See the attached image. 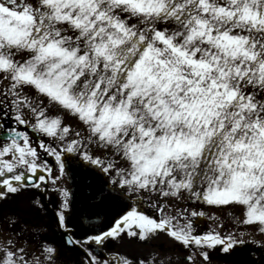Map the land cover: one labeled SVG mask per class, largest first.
I'll use <instances>...</instances> for the list:
<instances>
[{"label":"snow or ice","instance_id":"obj_1","mask_svg":"<svg viewBox=\"0 0 264 264\" xmlns=\"http://www.w3.org/2000/svg\"><path fill=\"white\" fill-rule=\"evenodd\" d=\"M0 80V206L51 180L62 230L0 264H172L113 250L161 234L180 264H264V0H0ZM64 176L89 180L86 226Z\"/></svg>","mask_w":264,"mask_h":264},{"label":"flooded vegetation","instance_id":"obj_2","mask_svg":"<svg viewBox=\"0 0 264 264\" xmlns=\"http://www.w3.org/2000/svg\"><path fill=\"white\" fill-rule=\"evenodd\" d=\"M52 175H59L58 170L54 171ZM59 183L61 187H66L71 190L74 204L70 219L73 224L76 225L79 222L86 226V214L92 210L89 208V205L92 204V201L89 199L90 192L88 187H86L89 180L82 179L80 176L71 178L64 176L60 179ZM48 188V193L44 194L45 203L52 211L45 209L44 202L43 207L38 205L29 207L24 201H9L8 204L0 206V242L13 239V233L19 235V245L28 250H35L37 245H42L46 242L57 245L61 242L62 230L58 227L55 218L59 196L54 191V185L51 183V180L48 181ZM37 196H39V193H37ZM35 198L32 197V199ZM224 206L226 205L203 206L206 212V215L201 218L203 230L213 229L217 224H221L224 227L218 230L233 233L239 238V230L235 227L234 223L238 215H230V212L223 209ZM12 214H16L19 217L15 227H12L10 223V216ZM101 216H103V212ZM216 217L218 219L214 220L213 218ZM197 228L199 229V226ZM246 238L251 239L252 237L249 236ZM256 238H260L258 234ZM113 245V250L118 249L137 259L142 257L150 258L154 254L162 253L165 258L171 257L172 264H180L179 257L183 255L180 251L171 250L172 241L165 234L155 236L147 243L125 237L123 241H113ZM212 264H226V262L214 258Z\"/></svg>","mask_w":264,"mask_h":264},{"label":"rangeland","instance_id":"obj_3","mask_svg":"<svg viewBox=\"0 0 264 264\" xmlns=\"http://www.w3.org/2000/svg\"><path fill=\"white\" fill-rule=\"evenodd\" d=\"M5 86V82L3 80H0V88ZM75 180V179H74ZM236 209H232V211H234ZM228 211V210H227ZM236 213H239L238 210L236 211ZM249 237V236H248Z\"/></svg>","mask_w":264,"mask_h":264}]
</instances>
